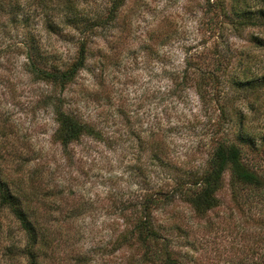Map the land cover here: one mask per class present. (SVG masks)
Here are the masks:
<instances>
[{
  "label": "rangeland",
  "instance_id": "1",
  "mask_svg": "<svg viewBox=\"0 0 264 264\" xmlns=\"http://www.w3.org/2000/svg\"><path fill=\"white\" fill-rule=\"evenodd\" d=\"M245 1L241 9L264 7ZM55 2L50 14L71 4L82 20L104 18L111 5L55 0L51 8ZM36 3L20 0L26 22L0 13V181L37 228L43 264H129L135 250L115 241L146 201L182 264H251L264 249L263 213L233 203L229 174L219 206L203 217L183 194L208 170L215 147L234 141L223 108L234 121L245 114L264 136V88L252 94L232 84L264 74V47L254 42L264 39V24L233 14L230 0L222 11L205 0H123L114 19L85 37V66L62 88L36 76L31 62L64 71L82 36L70 25L48 31ZM56 107L97 135L61 146ZM24 243L0 208V264H25Z\"/></svg>",
  "mask_w": 264,
  "mask_h": 264
},
{
  "label": "trees",
  "instance_id": "2",
  "mask_svg": "<svg viewBox=\"0 0 264 264\" xmlns=\"http://www.w3.org/2000/svg\"><path fill=\"white\" fill-rule=\"evenodd\" d=\"M55 0H37V5L43 9L42 20L45 28L51 32H57L60 26H72L82 36L78 42L77 57L69 68L58 72H45L35 67L31 62V71L39 78L65 87L72 82L76 74L84 68L86 60L87 40L85 37L94 33L97 27L105 25L114 19L116 12L123 4V0H111L107 15L101 19L98 14L93 18L79 19L73 5L67 4L62 12L55 16L50 14L57 9ZM70 1V0H69ZM207 6L218 7L220 11L226 10L225 0H205ZM212 1V3H211ZM233 14L242 16L250 25L264 24V7L257 10L249 6L241 9L240 4H247L245 0H230ZM228 11V10H227ZM0 13L8 17L11 23L26 22L29 13L25 11L20 0H0ZM58 15V16H57ZM91 20V21H90ZM260 21V23H259ZM254 42L264 47L262 37L254 38ZM27 57L32 61L35 56L27 48ZM32 54V55H31ZM237 89L250 91L252 94L264 88V74L234 79L232 83ZM227 123L235 125L234 141L219 143L209 161L208 170L194 182L193 187L183 194L187 202L197 216H205L208 212L217 208L220 201L217 193L222 188L224 174H229V194L233 203L238 207H248L249 211H258L262 214L257 223L264 226V136L254 135L247 125L245 114H234L233 120L226 110L222 109ZM55 120L57 128L54 134L55 140L61 146L66 147L70 143L79 140L80 137L96 136L97 133L88 125L81 123L76 118L67 114L60 108H55ZM244 148H246L244 150ZM249 152L250 154H247ZM148 201L143 204L138 216L133 217L130 226L115 241V248L126 247L135 250L136 256L130 257L129 264H182L172 251L170 242L163 238L155 229ZM0 208L5 209L17 222L18 227L25 237V243L20 251L25 264H43L39 252L40 239L37 228L27 216L22 203L9 191L6 185L0 181ZM251 209V210H250ZM263 210V211H262ZM261 227L258 234H260ZM251 264H264V249Z\"/></svg>",
  "mask_w": 264,
  "mask_h": 264
}]
</instances>
